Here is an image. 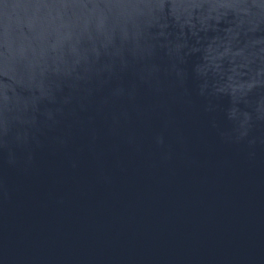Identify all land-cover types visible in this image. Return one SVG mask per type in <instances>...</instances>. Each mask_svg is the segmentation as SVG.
Masks as SVG:
<instances>
[{
  "label": "water",
  "instance_id": "obj_1",
  "mask_svg": "<svg viewBox=\"0 0 264 264\" xmlns=\"http://www.w3.org/2000/svg\"><path fill=\"white\" fill-rule=\"evenodd\" d=\"M0 264H264V0H0Z\"/></svg>",
  "mask_w": 264,
  "mask_h": 264
}]
</instances>
